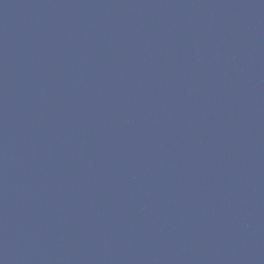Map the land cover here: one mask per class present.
<instances>
[{
  "label": "water",
  "instance_id": "water-1",
  "mask_svg": "<svg viewBox=\"0 0 264 264\" xmlns=\"http://www.w3.org/2000/svg\"><path fill=\"white\" fill-rule=\"evenodd\" d=\"M0 264H264V155L0 47Z\"/></svg>",
  "mask_w": 264,
  "mask_h": 264
}]
</instances>
